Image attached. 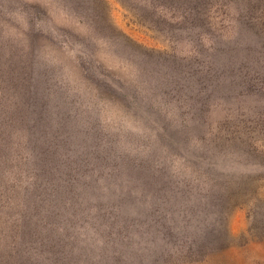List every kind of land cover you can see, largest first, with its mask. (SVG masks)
<instances>
[{"label": "trees", "instance_id": "trees-1", "mask_svg": "<svg viewBox=\"0 0 264 264\" xmlns=\"http://www.w3.org/2000/svg\"><path fill=\"white\" fill-rule=\"evenodd\" d=\"M62 1L71 3L93 28L103 23L107 30H115L107 11L108 0ZM161 1L173 8V3H181L175 8L181 11L169 16L153 3L144 2L140 9L155 25L183 30L206 26L203 32L210 40L205 42L199 32L197 40H191L193 46L180 53L141 47L120 34L137 57L128 67L136 83L119 84L93 62L88 68L97 92L107 95L123 117L132 116L152 138L147 151L125 147L120 137L102 124L96 109H73L71 115L69 103L49 84L51 76L41 62L43 42L38 27L45 12L39 5L20 7L18 15L26 20L21 39L0 36V189L3 181L14 184L29 168L35 172L28 203L24 186L19 183L15 187L25 213L18 215L16 230L10 223L7 234H15L18 241L16 246L10 244L9 250L1 248L0 264H41V250L38 259L29 256L21 249L25 241L38 242L42 232L58 229L55 214L60 209L64 219L73 217V223L86 217L87 202L94 210L90 215L95 221L92 227L98 226L107 235L103 242L110 247L105 249L111 253L107 258H115L126 244L143 239L151 243L161 229L166 232L162 242L169 245L181 242L187 246L183 237H188L190 254H201L208 245L217 243L214 225L206 217L215 221L213 215L219 213L223 189L218 182L222 170L219 159L231 143L224 142V137L217 140L208 116L219 102L236 105L240 119L234 126L237 121L246 123L244 119L250 114L258 119L261 116L258 108H264V51L251 45L250 39L264 33L263 19L255 16L264 11V0H228L238 16L244 15L249 23L248 27L242 21L229 35L215 34L211 29L214 0ZM254 23L259 29L252 27ZM99 75L104 77L102 82ZM236 127L242 132L249 129L247 125ZM224 144L227 150H222ZM175 157L183 165L191 162L193 167L171 168L170 159ZM23 181L25 185L26 179ZM189 182L198 185L186 189ZM5 192L10 200L16 198L13 192ZM107 192L116 199L101 210L98 201ZM169 230L178 233L170 235ZM43 240L53 251L60 242L55 245L46 237ZM160 249L145 257L133 252L128 256L133 264H141L139 257L154 264L155 258L170 253L167 248Z\"/></svg>", "mask_w": 264, "mask_h": 264}, {"label": "rangeland", "instance_id": "rangeland-1", "mask_svg": "<svg viewBox=\"0 0 264 264\" xmlns=\"http://www.w3.org/2000/svg\"><path fill=\"white\" fill-rule=\"evenodd\" d=\"M146 1L153 3L158 10L165 11L169 16L181 11H175L181 3H173V8L170 3L161 0H108L107 11L115 30H107L103 23L96 24L98 29L93 28L88 18L79 11H74L71 3L62 0H0L3 3V7H0V36L8 40L21 39L26 20L18 15L20 7L24 4L39 5L45 12L38 27V35L43 42L40 49L41 62L48 71V76H51L49 84L69 103L71 115L73 116V109H96L101 114L102 124L119 136L125 147L147 151L151 147L152 138H148L149 134L143 131L140 124L133 122L132 116L127 114L123 117L118 108L110 103L107 95L97 92V85L91 80V72L88 70L91 66L89 62H93L101 72L117 83L129 85L128 83H136L134 74L128 72V67L133 66V60L137 57L124 44L125 40L121 35L141 47L171 52L177 50L180 53L183 48L193 46L191 40H197L199 32L203 33L201 38L205 42L210 38L203 32L206 26L183 30L175 27L167 29L164 24L155 25L140 9ZM188 4V7L191 6ZM232 4L228 0H214L211 9V22L214 27L211 29L215 34H232L233 28L236 25L239 27L242 21L249 27L246 17L238 16ZM255 16L262 18L264 22V11L256 13ZM252 27L258 28L255 23ZM250 42L258 50L264 51V33L260 32ZM98 79L102 82L104 77L99 75ZM136 85L139 86V82ZM218 104L208 116L209 126L218 136L217 140L222 137L224 142L230 140L231 148H228L229 151H222V158L219 159L218 168L222 170L218 174V182L223 188L220 190L222 196L219 200V213L213 215L215 221L210 216L206 217L207 222L214 225L215 234L218 236L217 243L208 245L201 254H190L188 237H183V241L188 242L187 246L181 242L169 245L162 242V235L166 232L161 229V233L155 232L151 243L143 239L126 244L123 250L116 252L115 258H107L111 254L105 252L110 247L103 243L107 241V235L101 233L98 226L92 227L91 223L94 224L95 221L90 215L94 210L91 209L92 204L87 202L84 210L86 217L76 219L73 223V217L64 219L65 213L60 209L55 214V220L59 222L58 229L42 232L38 242L25 241V246L21 249L37 259L41 250V264H133L128 256L130 252L145 257L152 251L161 250V246L170 253H166L162 259L155 258L154 264H264V108H258L261 115L259 119L250 114L244 119L247 120L246 123L237 121L234 126V122L240 119L237 117L238 112H235L238 110L236 105L221 102ZM245 125L249 127L248 131L242 132L236 127L243 128ZM125 136H128L127 140ZM222 150H227V144L223 145ZM185 164L193 167L191 162ZM187 165H183L176 157L170 159V166L175 170L177 167L186 170ZM34 174L33 169L29 168L14 184L8 185L3 181V189H0V251L1 248L9 250L10 244L16 246V235L7 233H10L11 224H18V215H23L25 209L20 207L15 187L19 183L24 186V195L28 193L25 204L28 203ZM196 182H189L186 189L191 190L190 185L197 186ZM5 191L13 192L16 198L10 200ZM111 195L113 194L107 192L99 199L101 210H106L107 206L114 203L116 196ZM31 216L32 213L29 218ZM5 221L8 223L5 224ZM14 228L16 230L15 226ZM167 233L174 235L178 232L169 230ZM44 237L49 244L56 245L60 241L54 251L44 243ZM139 258L141 264H151L148 258Z\"/></svg>", "mask_w": 264, "mask_h": 264}]
</instances>
